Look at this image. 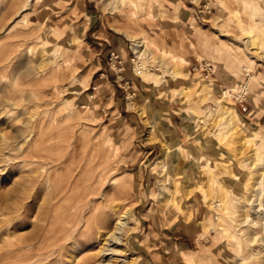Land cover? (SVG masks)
<instances>
[{
	"label": "rangeland",
	"instance_id": "obj_1",
	"mask_svg": "<svg viewBox=\"0 0 264 264\" xmlns=\"http://www.w3.org/2000/svg\"><path fill=\"white\" fill-rule=\"evenodd\" d=\"M126 1L0 0V264H264V162L255 156L264 133L238 104L242 86L247 102L264 95L241 83L243 68L253 77L264 58V0H136L120 18ZM251 24L255 40L245 35ZM133 39L144 46L145 80H171L176 102L204 111L184 115L188 139L163 142L150 160L160 176L149 190L128 159L134 144L114 132L103 103L114 86L123 105H135L126 79L141 77ZM234 56L245 59L240 69ZM205 63L211 73L197 68ZM225 105L257 141L223 133L221 117L209 115ZM170 195L200 197L210 210L188 251L152 237L148 208L166 209ZM121 217V241L106 244Z\"/></svg>",
	"mask_w": 264,
	"mask_h": 264
},
{
	"label": "crops",
	"instance_id": "obj_2",
	"mask_svg": "<svg viewBox=\"0 0 264 264\" xmlns=\"http://www.w3.org/2000/svg\"><path fill=\"white\" fill-rule=\"evenodd\" d=\"M136 4V0L126 1L120 18H126V9L132 10V7ZM247 28L255 32L257 25L251 24ZM186 29L190 35H197L193 32L192 26H187ZM205 32L206 30L199 32L198 38L194 42L195 48L192 42L189 44L190 49H196L197 45L204 44ZM130 37L134 36L131 35ZM98 44L100 46L104 45L103 42ZM258 45H264V41H260ZM235 52L238 51L235 50ZM208 56L212 58L214 55L208 53ZM234 57L236 60H243L242 62L239 61L236 66L240 69V66L244 65L245 59ZM232 62L234 63V60ZM230 68L234 69L233 66H230ZM254 69L257 73L251 77L250 70L246 67L243 68L241 83L248 84L249 92L251 83H254L255 86L257 84L255 91L264 93V58L254 64ZM140 75L141 77L129 75L126 78L136 96L135 105H132V103L123 105L122 101L124 99L118 96L117 89L114 86H111L108 90L107 97L109 101L102 102L105 105L109 103L111 107L109 121L114 125V132H117L119 138L132 141L134 144V147L130 149L128 159L135 166L133 169L135 174L140 175V185L149 190L157 186L160 176L157 172L148 169L150 160H155L154 158H157L162 152V155L164 154L163 142L176 144L178 142L184 143L188 139L187 122H185L184 115H188L191 111L196 113H203L204 111L199 107H195L198 108L195 109L176 102L174 97L177 96L172 94L173 84L171 80H164L160 84H155L153 81L145 80V78H150L147 73ZM102 85H100L98 93L104 92ZM242 87V95L247 103V111L244 112L246 113L247 122L253 129L264 133V95L257 96L251 103L247 102L248 98L246 96L249 93L246 92L245 86ZM230 93L232 92L230 91ZM101 96H105V93H102ZM245 125L249 128L247 124ZM154 131L155 136H153ZM257 134L259 135V133ZM168 150L172 149L168 148ZM166 205L168 207L163 210L157 207L156 203H152L148 208V213L154 218L155 228L157 229L152 237L160 238L158 242L162 245L170 246V248L176 250L178 248L181 251H188L198 245V237L204 231L200 223L207 219L210 214V210L206 208L202 198L190 200L182 198L177 202V199L174 200V196L170 195L167 197Z\"/></svg>",
	"mask_w": 264,
	"mask_h": 264
},
{
	"label": "bare ground",
	"instance_id": "obj_3",
	"mask_svg": "<svg viewBox=\"0 0 264 264\" xmlns=\"http://www.w3.org/2000/svg\"><path fill=\"white\" fill-rule=\"evenodd\" d=\"M252 34V32L249 30V29H245V35H251ZM250 38H252L253 39V36H250ZM253 40H255V39H253ZM133 42H135V50H136V53H137V57H138V59L139 60H136L135 62H134V68H136V70L135 71H137L138 73L139 72H142V73H144V72H147L148 71V67H145V68H143L140 64H139V61H140V59H141V57H143L144 56V53H145V51H144V46L141 44V42H139L138 40H136V39H133ZM173 59H175V58H173ZM176 60V59H175ZM181 61H183V59H181ZM140 74V73H139ZM48 77H50V76H48ZM227 95H228V97H230V98H232L233 96L232 95H230L229 93H227ZM225 108H226V110L224 111V112H222V113H220V112H218L217 110H215V111H210V115H209V117H211V118H215V116L217 115L218 117L220 116L221 118L218 120V122H219V124H218V126L221 128V130L223 131V133L224 134H230L231 136H239V135H244V139L248 142V143H250V142H253V141H257L258 139H259V135L257 134V133H255V132H253L251 129H249L245 124H244V122L241 120V118H240V115H238L237 114V112L233 109V108H231L230 106H226L225 105ZM218 118L216 117V120H217ZM212 120V119H211ZM214 120V119H213ZM210 121V120H209ZM207 122H208V120L207 121H203V123L204 124H207ZM36 152H37V150H36ZM33 153H35L34 151H33ZM31 154V156H33L34 154ZM256 154V153H255ZM255 156H258V158H259V161L260 162H264V154H260V155H255ZM256 161V160H255ZM258 166H260V165H258ZM263 166V165H262ZM264 168V167H263ZM260 181H261V183H262V180L260 179ZM260 181H258V182H260ZM258 182H257V184H258ZM264 183V182H263ZM264 185V184H263ZM260 187H263V186H260V184H259V187L258 188H260ZM258 191H260V190H258ZM257 191V192H258ZM259 193V194H258ZM257 193V195H258V200L259 201H261V199L263 198V196H264V189L262 188L261 189V191L260 192H258ZM260 207V206H259ZM263 206H262V204H261V208H262ZM262 210V209H261ZM259 213V212H258ZM67 215H69L70 216V214H66V216ZM125 215L127 216L128 214L127 213H125ZM264 220V219H263ZM128 220H125V217H121L120 219H119V221L117 222V224H116V230L112 233V234H110L109 236H108V238H106L105 239V242H106V244H108V245H110L111 243H113V242H118V241H121L120 240V238H118L117 236H119V234H118V232H121V231H123L124 230V227L125 226H127V222ZM253 224V223H252ZM258 223H254V225L256 226ZM262 225V224H261ZM258 226V225H257ZM263 227H264V224H263ZM263 227H261V229L263 228ZM225 233V232H224ZM228 233V232H227ZM243 235V234H242ZM236 238H234V240H235ZM109 252H111L108 248H106V246L104 245V247H103V249H101V251H100V254L104 257L105 255H107V253H109ZM258 253H254L253 254V256H251V257H253V259L254 258H256L258 255H257ZM250 258H248V259H246V261L247 260H249ZM252 259V258H251ZM111 261V263H112V258L109 260V262Z\"/></svg>",
	"mask_w": 264,
	"mask_h": 264
},
{
	"label": "built area",
	"instance_id": "obj_4",
	"mask_svg": "<svg viewBox=\"0 0 264 264\" xmlns=\"http://www.w3.org/2000/svg\"><path fill=\"white\" fill-rule=\"evenodd\" d=\"M197 68H200L201 71L204 73H211L213 67L210 64L205 63V64L200 65V67H197ZM197 68H195V70H198ZM238 103L241 104L242 111L246 112L247 103L245 101H239Z\"/></svg>",
	"mask_w": 264,
	"mask_h": 264
}]
</instances>
